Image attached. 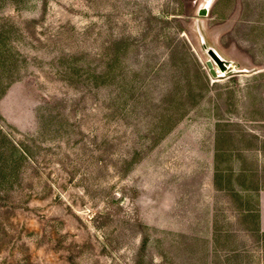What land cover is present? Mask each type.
Returning <instances> with one entry per match:
<instances>
[{"label":"rangeland","instance_id":"1","mask_svg":"<svg viewBox=\"0 0 264 264\" xmlns=\"http://www.w3.org/2000/svg\"><path fill=\"white\" fill-rule=\"evenodd\" d=\"M205 1L0 0V264H264V0Z\"/></svg>","mask_w":264,"mask_h":264},{"label":"water","instance_id":"2","mask_svg":"<svg viewBox=\"0 0 264 264\" xmlns=\"http://www.w3.org/2000/svg\"><path fill=\"white\" fill-rule=\"evenodd\" d=\"M211 3V0H206L205 3L197 8V14L199 16H204L207 13L208 7ZM202 47L206 51L207 55L209 56L208 59L205 60L206 68L209 72V74L216 78L218 76V73L214 67V65L217 66L220 74L226 75L233 72L232 62L230 60H227L223 58L215 49L212 47H209L205 44V42L202 40Z\"/></svg>","mask_w":264,"mask_h":264},{"label":"crops","instance_id":"3","mask_svg":"<svg viewBox=\"0 0 264 264\" xmlns=\"http://www.w3.org/2000/svg\"><path fill=\"white\" fill-rule=\"evenodd\" d=\"M258 228L264 232V190L258 193Z\"/></svg>","mask_w":264,"mask_h":264},{"label":"trees","instance_id":"4","mask_svg":"<svg viewBox=\"0 0 264 264\" xmlns=\"http://www.w3.org/2000/svg\"><path fill=\"white\" fill-rule=\"evenodd\" d=\"M2 36L1 30H0V37ZM5 61V56L3 55V48L0 45V66L2 68L3 62ZM17 151V157L18 158H23L24 156H26L25 152H22L20 150H16Z\"/></svg>","mask_w":264,"mask_h":264}]
</instances>
